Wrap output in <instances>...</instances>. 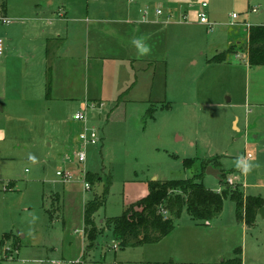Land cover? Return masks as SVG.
<instances>
[{
	"label": "rangeland",
	"instance_id": "1",
	"mask_svg": "<svg viewBox=\"0 0 264 264\" xmlns=\"http://www.w3.org/2000/svg\"><path fill=\"white\" fill-rule=\"evenodd\" d=\"M200 2L207 4L210 27L197 17ZM5 3L13 24L39 8L54 15L61 8L100 26L99 40L87 44L85 54L103 63L97 80L104 103L82 109L74 101L46 100L43 50H35L23 65V109L10 100L0 103V264H226L237 257L241 264H264V218L258 212L254 224L246 225L237 219L229 197L219 215L204 223L183 211L171 232L155 243L122 248L104 225L127 203L126 182L193 177L202 160H211L213 167L219 163L216 168L224 173L220 181L204 171L200 180L207 188L220 191L229 184L264 199V65L245 67L241 51L246 40L238 27L264 23V0ZM144 9L147 22L139 23ZM105 26L111 31H104ZM238 36L239 50L226 53V64L211 60ZM134 39L147 46L150 64L141 61ZM125 49L138 56L128 81L120 77L123 64L107 69L109 57L123 55ZM76 112L84 113L100 137L98 145L88 148L84 166L98 176L90 190L83 189L77 172L70 182L55 174L69 166L58 139L76 136L81 129L73 127L86 124L73 118ZM185 158L196 159L192 168L183 166ZM106 186L105 206L95 217L102 233L87 248L82 204Z\"/></svg>",
	"mask_w": 264,
	"mask_h": 264
},
{
	"label": "crops",
	"instance_id": "2",
	"mask_svg": "<svg viewBox=\"0 0 264 264\" xmlns=\"http://www.w3.org/2000/svg\"><path fill=\"white\" fill-rule=\"evenodd\" d=\"M50 3H52V1L46 2V4ZM144 10L141 11V18L137 20L139 23L147 22L146 19L143 18ZM3 11H5V15L8 13L6 3L5 7H3ZM49 12L50 11L47 9L39 8L38 12L36 11L32 17L25 16L24 19L18 20V22L14 24L13 17H9L12 19L11 23L5 24L4 27H0V37H3L5 41L3 55L0 58V103L10 100L18 106L19 110L23 109V104L26 102V94L23 92L22 85L23 65L29 63L33 59L35 50H43L44 52L46 77L47 70L50 69L51 72L50 97L47 98L45 96L46 100L74 101L80 103L82 109H85V107H93L95 103H104L101 94L103 85L97 80V67L100 69L103 63L99 62L96 55H90L89 52L85 54V46L93 41L96 42L97 39L99 40L100 26L97 23H91L93 21H89L90 19L80 21L81 19L78 17H70L67 11L61 8H59L58 13L55 15ZM133 13L134 11L130 12V15ZM125 22H128V19H126ZM248 25L250 24L246 25L239 23L238 25L243 32V40H247L245 28ZM108 30L111 31V28L105 26L104 31L107 32ZM240 37L241 36H238L237 38L239 39L233 42L236 43V47L241 45ZM92 38L93 40H91ZM101 41L102 40H100V42ZM230 43H232L231 40L227 45ZM53 44L57 45L56 49H54V55L52 54L50 57ZM110 45L114 46V44ZM152 45L155 46L154 43ZM152 45L151 48L153 49ZM121 48L123 49L126 47H124L123 44ZM236 49L238 48H235L234 51ZM220 52L222 51L218 53ZM241 52L245 53L244 51ZM149 54V50L146 55L143 53L141 61H146L150 64ZM236 54H238V52ZM137 57L130 55L126 49L123 55H114L113 53V56L108 59L107 69H112L115 65L123 64L125 74L120 77L122 80L126 79V81H128L131 75L127 72L131 74L134 69V60H137ZM245 59L244 65L250 70L252 66L247 63L246 53ZM225 60L216 63L226 64ZM131 90L132 89H130V91ZM2 112H4V109L0 107V117H2ZM81 127H84V125L77 124L73 128H80L82 130L83 128ZM80 131L77 132L79 133ZM76 136L68 133L58 139L60 145L65 149L64 157H67L69 153L71 154L76 143ZM1 138H3V133L1 134L0 129V139ZM47 145H50V143L48 142ZM154 179L155 177H153L152 180ZM8 188L10 187L8 186ZM123 188L128 191L126 194L127 203H125L124 206L147 193V184L143 182V180L128 181L124 184ZM98 214L99 212L95 214V217L96 215L98 216ZM99 222H101V219H99Z\"/></svg>",
	"mask_w": 264,
	"mask_h": 264
},
{
	"label": "trees",
	"instance_id": "3",
	"mask_svg": "<svg viewBox=\"0 0 264 264\" xmlns=\"http://www.w3.org/2000/svg\"><path fill=\"white\" fill-rule=\"evenodd\" d=\"M1 1L2 7H5V0ZM245 29L247 40L244 52L247 63L251 66L264 65V23L250 24ZM235 45L236 43H230L226 50L216 54L211 60L224 61L226 53L234 52ZM50 90L51 72L48 69L45 92L47 98L50 97ZM210 161H200L198 173L193 177L149 180L147 193L144 196L125 205L120 215L104 219V225L111 230L118 244L124 248L158 242L171 232L175 220L183 211L196 221L204 223L212 220L221 212L226 197L235 203L237 219L244 221L248 226L253 225L259 208L264 206V199L260 195H245L236 186L229 184H225L220 191L207 188L200 179ZM195 162V158H185L182 163L185 168H192ZM214 166L218 167L219 163ZM221 174L220 177L223 179L224 173ZM97 177L87 171L85 179L93 185L98 180ZM108 189L106 186L102 194H94L83 205L82 216L88 241L87 248L94 246L102 233V229L97 227L95 214L104 207ZM227 263L241 264V259L237 257L228 260Z\"/></svg>",
	"mask_w": 264,
	"mask_h": 264
},
{
	"label": "built area",
	"instance_id": "4",
	"mask_svg": "<svg viewBox=\"0 0 264 264\" xmlns=\"http://www.w3.org/2000/svg\"><path fill=\"white\" fill-rule=\"evenodd\" d=\"M207 6L205 2H200L198 4V13L197 17L201 23L207 24L210 27V24L208 23L207 14L204 10V8ZM3 10V7L0 6V11ZM255 10V9H253ZM157 14H162V11L160 9L156 10ZM147 10L143 11V18L146 19ZM236 14H232V18H235ZM0 20L4 24L11 23L12 19L6 16L4 13L0 12ZM4 51V42L3 39L0 37V58L3 55ZM75 120L83 121V123H86L83 127V129L77 134L76 136V147L73 148L71 154L69 153L66 157L69 166H65L62 168H58L55 172L56 176L62 180L63 182H70L75 179V175L78 174V179L82 183L83 189L90 190L91 184L85 179L87 170L85 169V163L87 161V154H88V148L91 146L98 145L100 141V137L98 134V130L94 125H88L86 122V119L84 117L83 112H76L73 116ZM248 157H251V154L249 153L247 155ZM77 172V174L75 173ZM230 181V178L228 179ZM116 247V245H114Z\"/></svg>",
	"mask_w": 264,
	"mask_h": 264
},
{
	"label": "water",
	"instance_id": "5",
	"mask_svg": "<svg viewBox=\"0 0 264 264\" xmlns=\"http://www.w3.org/2000/svg\"><path fill=\"white\" fill-rule=\"evenodd\" d=\"M205 169H206L205 170L206 174H209L217 179L220 178L221 171L218 168L208 165L206 166ZM258 212L261 215V217L264 218V206L260 207Z\"/></svg>",
	"mask_w": 264,
	"mask_h": 264
},
{
	"label": "clouds",
	"instance_id": "6",
	"mask_svg": "<svg viewBox=\"0 0 264 264\" xmlns=\"http://www.w3.org/2000/svg\"><path fill=\"white\" fill-rule=\"evenodd\" d=\"M133 43L135 44V45H137V47H139L140 48V51L142 52V53H147L148 52V48H147V46L146 45H144L141 41H139V40H133Z\"/></svg>",
	"mask_w": 264,
	"mask_h": 264
}]
</instances>
